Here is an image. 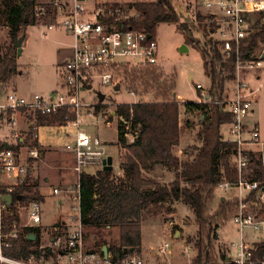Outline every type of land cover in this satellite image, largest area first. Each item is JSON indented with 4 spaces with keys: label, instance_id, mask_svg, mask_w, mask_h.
Returning a JSON list of instances; mask_svg holds the SVG:
<instances>
[{
    "label": "trees",
    "instance_id": "16d2710c",
    "mask_svg": "<svg viewBox=\"0 0 264 264\" xmlns=\"http://www.w3.org/2000/svg\"><path fill=\"white\" fill-rule=\"evenodd\" d=\"M0 25L9 29L12 46L0 52V85L6 84L15 69L16 41L24 35L28 26L47 24L53 20L51 11L43 18L36 17L38 0H0ZM135 15L127 22V28L145 32L155 37L156 28L160 24L177 23L180 15L172 6L171 0H156L152 2H136L127 6ZM198 19L202 17L197 15ZM179 29L193 47L199 51L205 72L210 78V86L202 102H185L182 105L186 127L192 125L190 118L196 114L198 120V140L201 142L197 153L191 161H183L175 154L180 138V104L174 98L175 81L171 77L163 79L157 73V65L140 67L124 66L123 75L126 90L137 94L136 87L142 91L138 96L152 94L156 100L145 102L139 100L131 104H119L114 115L121 119L118 128V142L126 150L124 159L119 165L121 178L112 179V171L103 168L95 173H83L80 176V222L82 228L99 232L101 228L115 227L119 230L118 244L110 246L108 252L113 259L116 254L121 257L124 249H133L130 254H140L141 250V221L143 213L150 207L180 202L190 208L197 225V239L192 246L195 256L185 264H221L224 256L217 257L213 241L216 239L213 230L218 223H224L227 214L236 204L231 202L219 205L218 210L209 218L206 214L207 202L213 192L222 184L234 185L237 182V171L233 157L236 146L222 139L220 129L232 122L231 115L225 111L222 103L225 85L234 79V57L226 58L219 49L215 39H195L191 27L181 23ZM213 24L209 32L214 31ZM205 37V35H204ZM23 41V42H24ZM241 56L244 60L264 46V12L252 16L249 34L242 40ZM264 59V56H263ZM130 67V70L127 68ZM197 89V88H196ZM200 92L199 89H197ZM98 100V99H97ZM203 101H207L203 103ZM99 102V100H98ZM101 103L96 105L95 113L100 110ZM75 114L68 108L60 109L57 113L39 117L38 126H63L72 122ZM29 133L30 146L40 145ZM126 135L133 137L126 144ZM32 167V166H31ZM157 167L175 172V179L167 185L145 177V173L154 171ZM31 168L27 170L23 182L15 187L11 195L21 196V202L40 201L37 191L38 180L31 176ZM245 178L250 182H258L264 187V165L260 153L248 152V168ZM5 187L0 184L3 193ZM251 193L246 201L252 203L255 217L264 216V206L254 200ZM17 200L9 206L11 212L4 223L11 225L18 222L14 213ZM253 210V209H252ZM214 227V229H212ZM33 236L34 240L28 239ZM188 243L192 241L188 240ZM2 254L12 260H26L30 257L49 258L53 253L40 245V230L24 228L17 239L10 241V246L2 250ZM264 257V240L255 246L252 261Z\"/></svg>",
    "mask_w": 264,
    "mask_h": 264
},
{
    "label": "built area",
    "instance_id": "2783aa9c",
    "mask_svg": "<svg viewBox=\"0 0 264 264\" xmlns=\"http://www.w3.org/2000/svg\"><path fill=\"white\" fill-rule=\"evenodd\" d=\"M204 6L209 10L206 15L207 21L215 27L211 34L219 36L215 40L220 44V52L226 58L234 57V79L229 82L232 86L231 97L225 101L229 94L224 95L222 103L225 111L232 117L229 138L224 141L236 146L233 163L238 177L234 185L224 183L220 186L224 190L231 188L238 190L239 208L233 220L238 227L240 241L236 246L235 258L227 259L221 264H264V257L252 261V252L255 249L245 244L242 236L244 228L261 231L264 226V219L258 221L255 215L248 210L246 212L247 201L243 199V192L249 195L254 192L258 202L264 206V187L245 178L251 147H264V143L260 142L257 125L249 129L246 123V119L252 115V100L256 97L255 91L248 85V78L249 74L260 66L264 46L258 50L256 60H252L255 53L247 60L241 56L242 40L249 34L252 16L264 12V0H206ZM49 10L53 20L45 25L47 30L60 28L72 38L69 46L70 56L61 65L63 73L61 90L44 96L33 94L25 97L0 85V180L2 177H14L13 186H4L6 193L0 189V261L9 264H61L60 259L65 257L69 264H154L147 262L138 254L113 259L111 255L103 256L84 251L80 222V176L92 168L97 170L103 168L107 156L98 138H92L80 130L79 112L85 105L80 101L79 94L86 90L91 79H100L103 84H109L113 79L110 71L114 67L157 65V41L155 37L145 32L127 28L126 22L135 15V12L125 9L121 4H101L99 0H50L39 4L36 17L47 16ZM196 88L200 90L201 97L204 96V100H207L208 96L203 93L202 88L199 85ZM63 108L74 112L75 119L72 122L63 126H38L39 117L55 114ZM48 127L56 129L58 134L73 129L70 134L72 138L65 144V150L73 156L76 181L62 190L54 189L53 193L55 195L62 193L64 199L69 202L71 217L76 225L64 236L53 237L47 247L56 256V263L52 259L50 262H43V257L12 260L5 257L2 250L10 246V241L17 239L19 234L17 228L39 226L40 202L34 200L28 204V220L25 224L11 226L4 223V218L10 213L9 206L1 197L11 195L15 187L23 182L27 170L32 169L34 162L41 158L38 148L30 146L29 133L34 132L33 139L39 144V130ZM260 158L264 165V155L260 154ZM20 203L21 201L16 202ZM12 228L15 230L10 231ZM158 254L167 257L171 254V246L167 243L162 244Z\"/></svg>",
    "mask_w": 264,
    "mask_h": 264
},
{
    "label": "rangeland",
    "instance_id": "374dc122",
    "mask_svg": "<svg viewBox=\"0 0 264 264\" xmlns=\"http://www.w3.org/2000/svg\"><path fill=\"white\" fill-rule=\"evenodd\" d=\"M156 0H99L101 4L117 3L121 4L125 9L127 6L136 2H152ZM206 0H171L172 6L180 15V20L177 23L160 24L156 28L155 39L158 45V64L157 73H160L163 79H170L175 81V90L173 93L174 98L180 104V138L179 146L175 150V154L183 161H191L194 159L201 142L198 140V120L194 114L190 120L192 125L188 128L185 125V117L182 105L185 102L200 103L202 97L197 91L196 86L199 85L203 93L206 92L210 86V78L205 72L202 64V59L198 50L187 41L185 35L179 29L181 23H187L191 27L193 37L203 41V38L217 39L218 34H211L209 32L210 22L207 21L208 11L205 6ZM41 0H38L40 3ZM1 9V4H0ZM133 11V10H130ZM131 14V12H129ZM197 15L202 18L198 19ZM48 24V23H47ZM46 24H38L36 26H28L25 31V41L22 43L23 49L20 57L16 56L17 68L11 76L10 80L6 83L16 89L18 94L26 95L40 94L46 95L47 91L53 90L58 84L63 82V73L61 69V61L64 59V53L68 50L67 44H70V38L62 29L54 28L47 30ZM205 35V37H204ZM12 46L9 37V29L0 25V52H4L7 47ZM184 47L186 52H181L180 49ZM259 51L255 52L252 60H256ZM130 70V67H127ZM124 66H117L110 71L113 79L109 84H103L100 79H91V88L82 91L79 94L80 101L85 105L80 109V130L92 138H98L102 143L107 157L112 159V179L117 180L121 178L119 165L124 159L126 150L118 142V128L121 119L114 115L116 106L119 104H131L139 100L145 102L156 100L152 94L138 96V92L142 91L141 87H136L137 94L129 93L126 90V83L123 75ZM251 75V76H250ZM248 85L256 93V97L252 100V115L246 119V123L251 129L254 125L259 128L260 142L264 143V59L260 60V66L249 74ZM117 87L118 90L114 88ZM231 84L227 83L224 89L225 101L231 97ZM61 90V88H59ZM12 91V90H11ZM50 92L49 94H51ZM98 94L103 95L105 98L101 103L100 110L95 113L96 105L98 102ZM224 99V97H223ZM73 130V129H71ZM229 125H224L220 129V135L223 140L229 138ZM62 133L59 134L54 128H41L39 130V139L48 140L51 143L55 142L56 148L46 149V153L41 162H39L40 170L34 166L35 176L47 175L50 178L48 184H41V178L38 177V183L41 186L38 188L39 195L41 194L44 200L40 202L41 208V227L44 230L40 232V245L42 248L49 247L51 238L55 236H64L75 228V221L71 217L72 212L70 204L67 202L63 194H53V188L61 186L58 182L60 174L63 170L62 156L60 149L65 150V144L62 139H58ZM126 144H130L133 137L126 135ZM57 141V142H56ZM49 148V147H48ZM262 151H261V150ZM252 152L255 154L264 155V147L258 146L251 147ZM67 177H74L71 170L67 165H64ZM97 169H90L88 173L93 174ZM63 173V172H62ZM145 177L155 179L165 185L175 179V172L166 170L165 168L157 167L150 173H145ZM74 180V179H73ZM58 189V188H57ZM60 188L59 190H62ZM248 193L243 192V199L249 196ZM224 199L221 202V199ZM235 198L236 204L227 214L224 223H218V228L212 227L214 235L216 236L213 241L214 252L217 257L226 256V258L234 259L237 253L236 246L240 241L238 227L234 223V216L239 208V194L236 188L223 189L219 186L212 194L207 202L206 214L210 218L215 213L219 205L225 202L235 203L232 201ZM58 199H62L59 200ZM254 200L258 202V197L255 194ZM28 202H21L15 207L14 213L17 215L18 222H13L15 225H23L28 220L27 209ZM263 206V205H262ZM175 215L168 216L170 210L168 207L160 206L150 207L143 213L141 225V234L145 252L154 253L161 247L162 244L167 243L171 246V254L167 257L158 256L155 259L145 258L147 262H156L157 264H185L195 256V250L192 246L193 242L197 239V225L194 220L193 212L190 208L177 203L175 205ZM252 203L247 201V210L254 214ZM253 209V210H252ZM9 212V211H8ZM11 214V212H9ZM7 215L4 219L6 220ZM262 221L264 216L258 214L255 218ZM59 227L54 229L55 225ZM8 230V229H7ZM12 228L10 231H14ZM56 230V231H54ZM17 231L23 233V228H17ZM84 234L85 250H92L98 252L99 248L93 246V241L100 238L101 242H108L110 244H118L119 230L115 227L101 228L99 232H92V229L82 228ZM243 242L250 247L261 243L264 240V226L261 231H254L249 228L242 230ZM190 240L192 243H188ZM113 246V245H111ZM49 249V248H48ZM150 249L152 251H150ZM158 252V251H157ZM144 258V257H142ZM51 259L54 263L57 258L53 255L52 258H43V262H50ZM61 264H69L65 257L60 259ZM0 264H9L1 262Z\"/></svg>",
    "mask_w": 264,
    "mask_h": 264
},
{
    "label": "crops",
    "instance_id": "0c3cea01",
    "mask_svg": "<svg viewBox=\"0 0 264 264\" xmlns=\"http://www.w3.org/2000/svg\"><path fill=\"white\" fill-rule=\"evenodd\" d=\"M50 0H41V2L40 3H38V4H43V3H46V2H49ZM7 28V27H6ZM8 29V28H7ZM60 29V28H59ZM67 36H69V38H70V44H71V41H72V38H71V36H70V34H68L66 31H64V30H62ZM70 44H67L66 46H67V48H68V50L67 51H65V53H64V59L61 61V65L69 58V56H70V48H69V46H70ZM24 46V45H23ZM23 46H22V49H23ZM22 53V52H21ZM3 86H5L7 89H9V90H13V91H15V92H17L16 91V89H14V88H12L11 87V85H7V84H4ZM59 88H62V83L61 84H58L53 90H51V91H47V92H45V93H50V92H54V91H56V90H58ZM18 93V92H17ZM48 94H46V95H48ZM20 95V94H19ZM32 94H30V93H28V94H26V95H22V96H25V97H29V96H31ZM51 127H53V126H51ZM73 132V130H71V129H69V130H67L66 132H63L62 133V135L58 138V139H62V141L64 142V144H67L68 142H70V140H71V133ZM57 142V141H56ZM39 144H40V154H41V158H40V160H37V161H35L34 162V164L32 165V170H31V176H33L32 174L34 173V166L36 165V168H38V170L39 171H41L40 169V166H39V162H41L42 160H43V158H44V155H45V153H46V149H48V150H50V148H56V149H59V147H56V145H55V142L54 143H51V142H49L48 140H40L39 139ZM49 147V148H48ZM178 148V147H177ZM60 152H61V155H63L62 156V159H61V161H62V167H60L63 171V173L61 172L60 174H56V175H58L59 177H60V179L58 180V182L61 184V186H57V187H54L53 188V190L54 189H60V188H67V187H70L72 184H74V182L76 181V175H75V173L73 172V156L70 154V153H68V152H66V151H62L61 149L59 150ZM69 162V170H71L72 171V173H73V175H74V177L72 178L71 176H69V177H67V174L66 173H64L65 171H66V169H65V166L64 165H67V163ZM113 169V168H112ZM42 176V178H41V184H48L49 182H50V178H49V176H47V175H45V176H43V175H41L40 174V176H35L36 177V179L38 180V177L40 178ZM74 179V180H73ZM0 183H1V185L2 186H13V183H14V177H12V176H7V177H2L1 178V180H0ZM41 184L39 185V183H38V188L41 186ZM37 191H38V189H37ZM38 193H39V191H38ZM54 194V193H53ZM55 195V194H54ZM44 200V198L42 197V195L40 194V201L39 202H42ZM59 200H62V199H58V201ZM177 203H180V202H175V203H172V204H163V206H165V207H168V210H170V212H169V214H168V216H174L176 213H175V205L177 204ZM17 205V204H16ZM16 205H15V207H16ZM160 206H162V205H158L157 206V208H159ZM70 207V206H69ZM41 221H42V219H41ZM41 221H40V224H39V226H37L36 228H38L39 230H40V232L41 231H43L44 232V230L45 229H43L42 227H41ZM143 224V221H141V224H140V226ZM57 227H59V226H57V225H55L53 228L54 229H56ZM36 228H34V229H36ZM105 228H107V229H109L110 227H105ZM54 231H56V230H54ZM42 233V232H41ZM118 237H119V235H118ZM34 238V237H33ZM52 239L53 238H51V240H50V242L52 241ZM99 239L100 238H96V240L95 241H93V246H95V247H98L99 248V251L98 252H94V251H92V250H85V244H84V241H85V239H84V234H83V248H84V251L86 252V253H92V254H102L103 256H104V254H103V251H102V249L104 248V247H106V250H107V255H111L109 252H108V248L111 246V245H113V246H115V244H110V243H108V242H102V239H101V242L99 241ZM34 240V239H33ZM249 246V245H248ZM250 247V246H249ZM252 247H254V246H252ZM150 251H152L151 249H150ZM158 251V250H157ZM156 251V254H154V253H149V252H145V248H144V246H143V241H142V234H141V250H140V254H138L139 256H141V257H144V259L145 258H151V259H155L154 257H158V256H160L159 254H158V252ZM227 259H230V258H226V256H224V260L223 261H226ZM150 263H154V264H157L156 262H150Z\"/></svg>",
    "mask_w": 264,
    "mask_h": 264
},
{
    "label": "water",
    "instance_id": "95a60500",
    "mask_svg": "<svg viewBox=\"0 0 264 264\" xmlns=\"http://www.w3.org/2000/svg\"><path fill=\"white\" fill-rule=\"evenodd\" d=\"M23 41H24V35L21 36V37L16 41V43H15V48H16V52H17L16 56H17V57H20V55H21V52H22V43H23ZM180 51H181V52H186V49H185L184 47H182V48L180 49ZM90 88H91V85H88L86 89H90ZM114 89H115V90H118L117 87H115ZM104 98H105V97H104L103 95L98 94V100H99L100 103L103 102ZM103 170H104V171H111V170H112V159H111V157H107V159L103 162ZM14 199H16L17 201H20V200H21V196H16V197L14 198L12 195H3V196L1 197V200H2L7 206H10V205L12 204V202H13ZM223 201H224V199L222 198V199H221V202H223ZM57 226H59V224H57ZM28 239L33 240L34 238H33V236H29ZM102 251H103L104 256H107V250H106V247H104V248L102 249ZM132 251H133V249H124V250H123V254L126 255L128 252H132ZM119 256H120L119 254H116V258H119Z\"/></svg>",
    "mask_w": 264,
    "mask_h": 264
}]
</instances>
